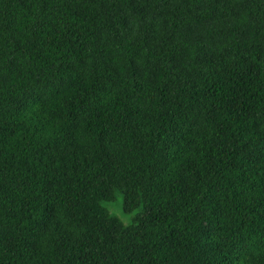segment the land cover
Wrapping results in <instances>:
<instances>
[{
    "label": "trees",
    "instance_id": "obj_1",
    "mask_svg": "<svg viewBox=\"0 0 264 264\" xmlns=\"http://www.w3.org/2000/svg\"><path fill=\"white\" fill-rule=\"evenodd\" d=\"M0 264H264V0H0Z\"/></svg>",
    "mask_w": 264,
    "mask_h": 264
},
{
    "label": "rangeland",
    "instance_id": "obj_2",
    "mask_svg": "<svg viewBox=\"0 0 264 264\" xmlns=\"http://www.w3.org/2000/svg\"><path fill=\"white\" fill-rule=\"evenodd\" d=\"M102 206L108 210V212L117 217L123 224H128L131 218L137 212L136 210L131 213H124L121 210V197L119 193L114 195V198L110 201L102 202Z\"/></svg>",
    "mask_w": 264,
    "mask_h": 264
}]
</instances>
